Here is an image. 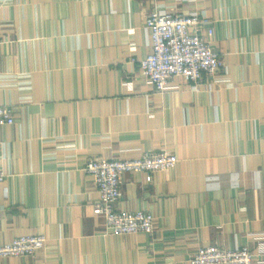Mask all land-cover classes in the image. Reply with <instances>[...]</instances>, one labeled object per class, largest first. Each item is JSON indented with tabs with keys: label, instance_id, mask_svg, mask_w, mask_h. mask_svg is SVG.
<instances>
[{
	"label": "crops",
	"instance_id": "crops-1",
	"mask_svg": "<svg viewBox=\"0 0 264 264\" xmlns=\"http://www.w3.org/2000/svg\"><path fill=\"white\" fill-rule=\"evenodd\" d=\"M154 9L212 23L222 69L158 92L141 75ZM0 244L44 249L0 264H190L200 247L264 261V0H0ZM165 150L176 166L122 176L116 208L151 233H105L90 159Z\"/></svg>",
	"mask_w": 264,
	"mask_h": 264
},
{
	"label": "built area",
	"instance_id": "built-area-1",
	"mask_svg": "<svg viewBox=\"0 0 264 264\" xmlns=\"http://www.w3.org/2000/svg\"><path fill=\"white\" fill-rule=\"evenodd\" d=\"M150 52L140 61L141 75L158 92L170 89L172 77H180L194 86L202 75H215L222 69L219 54L211 47L212 23L198 11L179 13L154 9L145 20ZM14 122L13 110L0 106V125ZM178 158L160 150L143 152L133 159H90L84 170L92 176L98 194L93 213L104 221L105 233L127 235L151 233L154 217L143 210L123 212L116 208L121 197L122 176L137 172L150 179L153 173L176 166ZM6 174L0 170V226L4 217L2 187ZM44 235H22L0 244V257L29 256L45 248ZM190 264H264L246 247L223 249L218 246L200 247L189 260Z\"/></svg>",
	"mask_w": 264,
	"mask_h": 264
}]
</instances>
